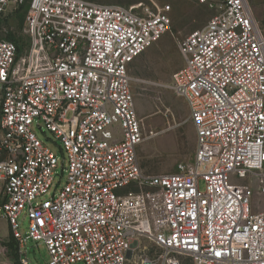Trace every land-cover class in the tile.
Segmentation results:
<instances>
[{
  "label": "built area",
  "instance_id": "built-area-1",
  "mask_svg": "<svg viewBox=\"0 0 264 264\" xmlns=\"http://www.w3.org/2000/svg\"><path fill=\"white\" fill-rule=\"evenodd\" d=\"M194 1L215 13L178 41L167 87L196 147L173 172L138 162L129 74L169 4L30 0L27 44L0 35V218L16 243L11 260L0 239V264H30L28 241L48 264H264V33L248 0ZM21 2L0 0V20ZM34 125L60 141L59 173Z\"/></svg>",
  "mask_w": 264,
  "mask_h": 264
},
{
  "label": "rangeland",
  "instance_id": "rangeland-1",
  "mask_svg": "<svg viewBox=\"0 0 264 264\" xmlns=\"http://www.w3.org/2000/svg\"><path fill=\"white\" fill-rule=\"evenodd\" d=\"M99 3H112L123 6L137 5L154 8L153 3L171 6L169 11V29L137 56L129 66L132 77L131 90L137 116L143 130V141L137 146V158L141 168L147 173H167L176 171L181 164L192 160L196 147V134L193 123L189 120L185 99L175 95L167 85L171 74L180 68L183 60L178 51V41L186 34L202 27L215 13L214 9L194 0H92ZM255 19L264 33V0H248ZM29 0H22L18 9L0 22V35H10L20 45L27 44L21 33V26L28 8ZM37 138L57 157V170L65 154L60 141L50 131L33 126ZM59 180L55 176L52 186L45 198L52 195ZM63 183L57 186V189ZM202 186V183H200ZM255 195L258 196L257 192ZM264 206V203L261 204ZM262 206V207H263ZM19 230L26 231L27 219L19 217ZM10 231L5 220L0 218V239L9 240ZM27 258L30 264H48L49 255L43 243L28 241ZM13 255L9 253L12 260Z\"/></svg>",
  "mask_w": 264,
  "mask_h": 264
},
{
  "label": "trees",
  "instance_id": "trees-1",
  "mask_svg": "<svg viewBox=\"0 0 264 264\" xmlns=\"http://www.w3.org/2000/svg\"><path fill=\"white\" fill-rule=\"evenodd\" d=\"M29 1H30V0H29ZM28 5H29V2H28ZM17 9H18V8H17ZM17 9H16V10H17ZM16 10H15V11H16ZM15 11H14V12H15ZM5 19H6V18H5ZM5 19H3V20H5ZM0 22H2V20H0ZM5 37H6V36H5ZM6 38H7L8 40L14 42L16 45L19 46L18 42H16L15 40H13L12 37H11L10 35H8ZM5 244H7L8 248H9V253H11V254L13 255V258H15V257H16V254H15L16 243H15L14 239L12 238L11 233H10V236H9V240L5 241Z\"/></svg>",
  "mask_w": 264,
  "mask_h": 264
}]
</instances>
